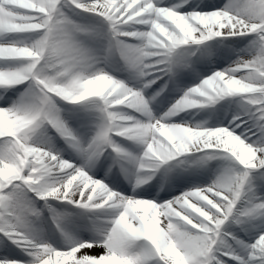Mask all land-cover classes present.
Wrapping results in <instances>:
<instances>
[{
	"label": "snow or ice",
	"instance_id": "obj_1",
	"mask_svg": "<svg viewBox=\"0 0 264 264\" xmlns=\"http://www.w3.org/2000/svg\"><path fill=\"white\" fill-rule=\"evenodd\" d=\"M0 264H264V0H0Z\"/></svg>",
	"mask_w": 264,
	"mask_h": 264
}]
</instances>
